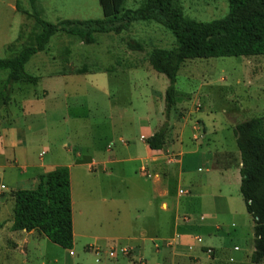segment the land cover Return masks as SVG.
Returning a JSON list of instances; mask_svg holds the SVG:
<instances>
[{"label":"rangeland","instance_id":"1","mask_svg":"<svg viewBox=\"0 0 264 264\" xmlns=\"http://www.w3.org/2000/svg\"><path fill=\"white\" fill-rule=\"evenodd\" d=\"M1 1L0 58H10L17 55L23 47L33 45L39 29L32 18L27 0H18L16 4L17 11L23 15L22 19L10 16L6 5ZM59 1L37 0L35 9L43 20L55 24L62 21L61 18L70 16V6ZM85 1L88 4L77 6L79 14L76 16L102 19L104 15L100 0H93V3L91 0ZM144 1L117 0L122 10L137 9ZM175 3L186 18L197 22L218 20L228 13L227 0H175ZM81 20L83 19H79ZM129 42L140 43L143 50L130 51L127 47ZM174 47L176 40L172 33L154 22L133 23L119 35L96 34L95 42L91 45L82 44L76 37L57 33L45 50L32 57L25 67L28 74L37 78V84L15 85L9 105L0 108V120L4 124L10 123L13 120L12 111L21 114L23 109L30 107L29 104L23 105L24 100L28 99L34 102L31 107L36 105L35 110L39 111L41 103L37 104V101L48 94V84L53 83L56 78L96 73V78H99L97 81H91L88 76L86 79L77 77L67 90L58 89L55 95L62 104L63 113L58 111L60 116L48 118L47 121L53 118L47 127L48 131L26 133L27 145L35 147L39 143L53 141L56 150L59 146H64L85 155L82 158L86 160L81 159L83 161L80 164H86L90 159L87 156L97 148L105 158L107 153L104 149L111 152L110 149L114 148V152L121 153L122 151H117L122 148L120 140L123 136L135 135L137 119L147 115L154 121L159 115L158 101L152 96L158 93L163 99L169 84L164 75L150 67L148 55L155 49L170 50ZM134 64L139 65L135 72L130 70ZM5 76V73H0V85ZM61 83L59 80L57 88L62 86ZM176 88L179 94L187 96L198 91V108L201 111H194V105L199 101L197 96L191 102L187 99L183 103L182 100L177 102L191 110L189 125L197 119L202 120L209 130L213 128L217 132V139L222 142L224 149L229 147L235 151L234 127L264 116V56L187 61L178 73ZM64 94H67L65 99ZM148 100L150 104L147 103ZM49 101L50 99L46 101L45 106ZM42 104L44 106L43 99ZM67 113L72 115V119L65 125L61 118L64 115L67 117ZM20 114L14 118V125L24 133L31 117L25 120ZM38 127L40 128L39 124L36 130ZM183 137L190 140L188 128L184 130ZM52 156L57 159V152L52 151ZM85 169L82 166L72 173L76 234L72 249L64 250L42 236L29 241L24 255L19 251H12L8 256L10 264H154L152 256L155 254L152 250L156 251L157 243L160 247H165L158 251L165 252L156 264H175L181 259L175 249L167 247L172 244L171 241L164 244L160 242L173 235L174 213L165 214L166 218L162 222L158 218L161 212H153V206L159 200L151 199L146 192H134L131 180L122 176V163L108 164L109 175L98 172L93 177L87 175ZM135 181L136 184L141 182L139 178ZM49 187L50 182L44 177L34 190ZM12 193H2L3 196L7 195V203L3 205L1 220L13 218ZM233 196L237 198L236 206L244 214L246 211L239 190L234 191ZM181 213L177 214L180 222ZM157 218L161 221L160 225L154 222ZM246 220L247 224L239 238L230 235L226 237V242L230 247L238 245L249 255L253 248V231L250 228L251 220ZM142 242L146 246L145 258L139 256V247L136 249ZM112 249L115 252L110 256Z\"/></svg>","mask_w":264,"mask_h":264},{"label":"crops","instance_id":"2","mask_svg":"<svg viewBox=\"0 0 264 264\" xmlns=\"http://www.w3.org/2000/svg\"><path fill=\"white\" fill-rule=\"evenodd\" d=\"M17 1L2 0L1 2L6 5L10 16H18V19H22L23 15L16 9ZM59 3L70 6V16L61 19L76 21L91 19L76 16L79 14L77 6H85L88 4L87 1L60 0ZM69 66L70 64H68ZM138 66V64H134L130 70L135 72ZM100 73L107 75L104 72ZM86 76L91 77V81L99 79L96 78V73L78 76L66 75L54 79L53 83L48 84V94L42 97L44 106L50 99L48 105L44 107L42 99L37 101V104L41 103L40 108L38 107L39 111L35 110L36 105L31 107L34 104L32 99L24 100L23 105L29 104L30 107L23 109L19 114L25 120L31 117V122L25 126L26 132H21L14 125V118L19 115L16 114L17 111H12L13 120L10 123L4 124L0 120V217H2L3 205L5 202L7 203V195L3 196L2 193L34 190L37 183H40L47 173L65 168L69 174L74 242L76 234L72 173L77 168L84 166L86 167L85 172L89 176L96 177L98 172L109 175L107 173L108 164L122 163V176L131 180L133 191L141 192V194L146 192L148 195L150 194L151 199L159 200V203L153 206V212H161L158 218L162 222L166 218L165 214L174 213L173 235L160 242L164 244L166 241H171L172 244H167V247L171 250L175 249L181 255V259H178L175 264H250L249 259L254 247L249 255H246L238 245L230 247L226 242V237L230 235L239 238L247 224L246 219L251 220L252 231L254 227L253 219L245 214L246 212L242 213L241 209L236 206V196H233V192L239 190L241 183V161L237 147L235 151L229 147L224 149L222 142L217 139V132L213 128L209 130L202 120L197 119L189 125L192 112L183 107L184 104L179 105L181 100L182 103L186 99L191 102L196 96L199 99L198 91L192 96H187L179 94L176 88L177 102L179 101V103L168 116L164 114V97L162 99L161 94L155 93L152 98L156 102L158 101L157 112L159 113L156 119L152 121L147 115L140 116L137 119L138 126L135 135L123 136L120 140L122 148L117 151L122 152H114V148L110 149L111 152L104 149V152L107 153L106 158L97 148L94 153L87 156L90 159L86 164H80L79 162L86 160L82 158L85 155H82L80 151L73 152L72 149L64 146H59V149L56 150L53 141L39 143L35 147L27 145L26 133H38L39 130L41 132L48 131L49 122L53 119L47 121L48 118L58 116V111L63 113L62 104L58 102V97L55 95L58 89L66 88L65 90H67L74 84L75 78L86 79ZM107 76L109 77V75ZM59 80L62 81V86L57 88L56 84ZM66 97L67 94H64V99ZM199 102L200 99L195 103L194 111H201L198 108ZM147 103L150 104V101L148 100ZM61 119L63 124L68 125L72 115L67 113V117L64 115ZM122 121H124V116H122ZM98 122L101 123V121ZM165 123L168 124V131L165 135L164 148L158 151L150 150L145 140L153 136ZM37 124L40 125L38 130H36ZM186 128L190 132V140L183 137ZM52 151L57 152V159L52 156ZM70 155L73 156L69 159ZM64 157H68V159ZM136 175L141 181L140 184L135 183ZM3 185L6 190L1 189ZM181 192L186 193L182 194ZM243 205L246 211L245 204ZM178 212H182L180 214L181 222L180 218L177 219ZM158 218L154 222L160 225L161 221ZM11 226L12 220H1L0 218V264H10L8 256L14 250L24 255L29 241L40 239L43 236L37 231L15 232L11 230ZM140 244L136 249L139 247L138 254L143 258L146 246L143 242ZM159 248L165 249L164 246L160 247V244L157 243L156 251L152 250L155 254L152 256L154 264L159 258H163L162 253L165 252L158 251ZM208 251L211 252V255H208Z\"/></svg>","mask_w":264,"mask_h":264},{"label":"trees","instance_id":"3","mask_svg":"<svg viewBox=\"0 0 264 264\" xmlns=\"http://www.w3.org/2000/svg\"><path fill=\"white\" fill-rule=\"evenodd\" d=\"M39 32L34 44L23 47L17 55L0 58V108L11 101L17 84H37V78L26 72L32 57L45 50L51 38L62 33L91 45L96 34L119 35L136 22H154L169 30L176 40L170 50L155 49L148 55L150 67L168 80L164 93L166 116L177 104L176 81L187 61L219 57L264 56V0H227L225 17L210 22L186 18L175 0H145L134 10H122L117 0H100L103 18L83 21L62 20L55 24L43 20L35 9L37 0H27ZM130 51L139 52L138 42H129ZM168 124L145 140L148 148H164ZM240 154V194L246 213L253 219L254 250L250 264H264V116L237 124L233 129ZM48 189L18 190L12 193V231H37L52 244L64 250L73 247L71 195L68 171L55 169L46 174Z\"/></svg>","mask_w":264,"mask_h":264},{"label":"built area","instance_id":"4","mask_svg":"<svg viewBox=\"0 0 264 264\" xmlns=\"http://www.w3.org/2000/svg\"><path fill=\"white\" fill-rule=\"evenodd\" d=\"M2 190H6V187L3 185L1 186ZM182 193V192H181ZM186 192H183L182 194H185ZM113 252H115L114 249L111 250V252L109 253L110 256H113ZM208 253H210V251H208ZM70 255H72V252H69Z\"/></svg>","mask_w":264,"mask_h":264}]
</instances>
